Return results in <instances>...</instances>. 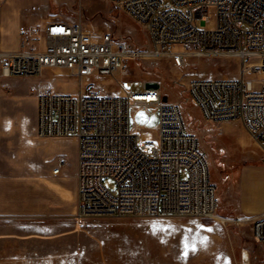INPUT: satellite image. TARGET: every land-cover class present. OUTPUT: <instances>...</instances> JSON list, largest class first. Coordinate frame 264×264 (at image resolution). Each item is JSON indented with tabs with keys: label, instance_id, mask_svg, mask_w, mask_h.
<instances>
[{
	"label": "built area",
	"instance_id": "1",
	"mask_svg": "<svg viewBox=\"0 0 264 264\" xmlns=\"http://www.w3.org/2000/svg\"><path fill=\"white\" fill-rule=\"evenodd\" d=\"M143 28L146 50L127 38L101 35L82 22L50 20L19 31L20 46L0 53V79L67 71L80 82L70 94L44 86L37 97V136L74 139L78 147L76 218L194 217L215 219L219 191L209 160L178 103L159 87L106 94L84 82L114 77L142 59L230 56L241 62L238 78H199L189 98L206 122L240 121L264 153V0H111ZM131 87V82H127ZM0 86V120H1ZM157 118L153 139L141 138L135 116ZM136 128L133 129L132 123ZM65 162L54 168L59 175ZM184 176V177H183ZM114 181L116 188L105 186ZM249 226L263 250L264 215L221 218Z\"/></svg>",
	"mask_w": 264,
	"mask_h": 264
},
{
	"label": "rangeland",
	"instance_id": "2",
	"mask_svg": "<svg viewBox=\"0 0 264 264\" xmlns=\"http://www.w3.org/2000/svg\"><path fill=\"white\" fill-rule=\"evenodd\" d=\"M46 20L82 22L114 39L127 38L149 48L147 34L111 0H43ZM241 62L230 56L185 58L183 67L171 59H142L127 64L114 77L84 82L106 94L143 91V83L159 87L184 112L188 129L200 140L218 187L220 208L215 219L194 217H88L73 214L0 221V264H264L261 245L249 226L223 223L221 218L264 215V153L240 121L206 122L195 107L187 85L199 78H238ZM264 80V76H257ZM131 82V87L127 86ZM1 114L15 132L12 143L13 179L39 180L64 161V174L74 164V139L37 136V97L44 86L77 94L80 82L61 69L41 75L0 79ZM66 89V90H64ZM141 138L153 139L157 118L143 111L135 116ZM133 129L136 128L132 123ZM184 177V176H183ZM111 190L116 185L107 178ZM29 189L30 201H37ZM33 196V197H32ZM73 210V207L71 208ZM32 211L34 213L32 214Z\"/></svg>",
	"mask_w": 264,
	"mask_h": 264
},
{
	"label": "crops",
	"instance_id": "3",
	"mask_svg": "<svg viewBox=\"0 0 264 264\" xmlns=\"http://www.w3.org/2000/svg\"><path fill=\"white\" fill-rule=\"evenodd\" d=\"M47 21L50 20L45 18L43 0H0V53L14 52L19 49L20 29L41 25ZM8 122L1 114L0 221L27 219L30 216L29 208L35 209L37 216L39 214L44 216L46 210L52 216L73 214L76 217L78 147L76 146L75 162L70 173L64 174V167L59 175H54L53 168L43 174L38 181H29L20 177L14 180L12 177L13 145L9 138L15 130ZM30 188L33 189V194H36L37 201H30ZM72 207L73 210H71Z\"/></svg>",
	"mask_w": 264,
	"mask_h": 264
},
{
	"label": "bare ground",
	"instance_id": "4",
	"mask_svg": "<svg viewBox=\"0 0 264 264\" xmlns=\"http://www.w3.org/2000/svg\"><path fill=\"white\" fill-rule=\"evenodd\" d=\"M123 91V90H122ZM122 93H124V92H122Z\"/></svg>",
	"mask_w": 264,
	"mask_h": 264
}]
</instances>
